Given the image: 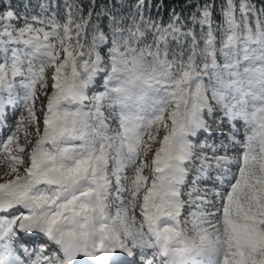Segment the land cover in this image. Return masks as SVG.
I'll return each mask as SVG.
<instances>
[{
  "label": "snow or ice",
  "instance_id": "snow-or-ice-1",
  "mask_svg": "<svg viewBox=\"0 0 264 264\" xmlns=\"http://www.w3.org/2000/svg\"><path fill=\"white\" fill-rule=\"evenodd\" d=\"M143 3L108 33L77 5L47 26L0 13V117L21 102L27 113L0 145V264H264V7L239 0L237 14L226 0L218 38L205 5L192 17L208 26L201 47L175 14L166 26L144 18ZM210 100L245 121L243 142L227 137L238 156L194 151ZM189 167L198 175L184 193ZM209 170L220 183L200 187Z\"/></svg>",
  "mask_w": 264,
  "mask_h": 264
},
{
  "label": "trees",
  "instance_id": "trees-1",
  "mask_svg": "<svg viewBox=\"0 0 264 264\" xmlns=\"http://www.w3.org/2000/svg\"><path fill=\"white\" fill-rule=\"evenodd\" d=\"M138 2L139 0H0V12L13 10L19 17L18 23L21 26L25 18L30 21L32 17L44 21V26H47L51 18L63 23L67 18L69 6L77 5L81 10L80 15L88 19L91 25H98L102 31L108 33L113 18L123 21L124 24L130 22V17L137 13ZM250 2L257 9L264 7V0H250ZM234 3L237 6L239 0H234ZM205 5L210 6L212 27L217 29L216 35L219 38V25L223 23L226 0H144L141 11L144 18L151 17L164 26L175 14L178 22L195 34L202 47V34L207 32L208 26H201L198 22L193 23L192 17L195 15L199 18L200 11ZM88 32L90 39L91 27L88 28ZM182 40H184L183 50L186 51L191 44V39L183 38ZM170 50L179 53L182 48L175 40H171Z\"/></svg>",
  "mask_w": 264,
  "mask_h": 264
},
{
  "label": "rangeland",
  "instance_id": "rangeland-1",
  "mask_svg": "<svg viewBox=\"0 0 264 264\" xmlns=\"http://www.w3.org/2000/svg\"><path fill=\"white\" fill-rule=\"evenodd\" d=\"M238 7H239V3L237 5V14H238ZM202 9H201V11H202ZM5 11H7V10H5ZM5 11H2L0 13H3ZM200 14H201V12H200ZM11 23H13L16 27L21 26V25H19L18 21H11ZM178 25L181 26L182 32L190 31L181 22L180 23L178 22ZM204 26H207V25H204ZM0 30H2V29H0ZM188 38L191 39V37H188ZM181 39H183V38H181ZM104 51H106V49H104ZM9 55H10V53H9ZM2 56H3V51L0 50V57H2ZM103 90H104L103 89V76H100L97 78L96 82L90 88L88 95L91 96L94 93L101 92ZM37 93L39 95V87H37ZM4 94L7 95L6 93H4ZM23 94H24L23 89H19V88L14 89L13 98L19 100L23 96ZM209 95H211V94L209 93ZM41 100H43V97H41ZM247 101H248L247 106L249 108H251V105H252L251 97H248ZM226 102L231 103L232 101L229 100ZM210 103H213V105H214L212 115H208V113H206L208 115L207 120H209V122H210V123H208V125L210 126V131L205 132L203 130H200L199 133L196 136H194V138L189 137V139L192 141V143L196 146L194 151H197L196 152V153H198L197 155H200L203 153V154H206L209 156H211L213 154L221 155V156L227 155L229 157L238 156L239 155L238 149L240 146L237 145L238 146V148H237V146L232 144L231 141H229L227 139V137H228L229 133L231 132L232 134H234L236 136L237 140L243 142L244 135L238 134L240 129L242 128V125L234 124L233 121L229 122V120L226 117H224V115H223L222 107L219 104H217L216 101L210 100ZM37 107L39 108L40 105L37 104ZM5 115H6V119L3 117H0V145H2V143L7 139V137L13 131L16 130V121L19 120L22 116H26L27 113L24 111V105L21 102L18 104L7 105L5 108ZM105 115L108 116L107 111H105ZM205 115H204V119H206V117H207ZM213 120H214V122H213ZM241 120H243V119H241ZM109 121L111 123V126L115 127V123L111 121V117H109ZM233 124L235 125L234 130L232 128ZM243 127L245 128V123H244ZM29 131H32V128L30 126H29ZM242 131H244V129H242ZM221 132H223V135H221ZM32 139L34 141V137H32ZM19 142L21 144L25 143L23 132H21V134H20V141ZM201 143H206L208 145H211L212 147L217 149L216 152L213 153L212 147L201 148L200 147ZM29 147H30V145H29ZM0 159H3V157H0ZM149 159H150V157H149ZM193 163H195V165L197 167L199 166L198 160L194 161ZM212 163H214V161ZM229 167H231V166H229ZM232 169H233V171L236 170L235 168H232ZM22 170H23V168L21 167V171ZM7 171H8V168H7L6 164L4 166L0 167V177H2V179H0V182H3L4 179L10 178V177L5 175V173ZM146 171H147V169H146ZM211 171L209 172L210 177L208 176L209 177L208 181L204 180L205 177H201L200 187L212 188L215 185L220 183L218 180H216V175H217L216 171L214 173H211ZM128 174L131 175V170H129ZM196 175H198V173L194 169L189 167V174L186 177V186L182 188V191L184 193H186L188 191V188H190L192 186V178ZM184 198L186 199L187 197L185 196ZM109 203L111 204L112 201L110 200ZM137 212H138V210H137Z\"/></svg>",
  "mask_w": 264,
  "mask_h": 264
},
{
  "label": "bare ground",
  "instance_id": "bare-ground-1",
  "mask_svg": "<svg viewBox=\"0 0 264 264\" xmlns=\"http://www.w3.org/2000/svg\"><path fill=\"white\" fill-rule=\"evenodd\" d=\"M212 104V106H214L213 105V103H211ZM206 114V112L204 113V115ZM205 116H207L206 117V119H205V121L207 122V124L208 123H210L209 122V120H207V118H208V115L206 114ZM239 125H242V126H244V124H242L243 122L241 121V119H236L235 120ZM213 122H214V120H213ZM214 127V126H213ZM242 129H244V131H240L239 132V135H244V133H245V128L243 127ZM199 131L200 130H198L197 131V134L199 133ZM217 131V130H216ZM235 146H237V145H235ZM237 148H238V146H237ZM232 149V148H231ZM236 150V149H235ZM232 168H235L234 166H231ZM215 171L214 170H212L211 171V173H214ZM17 211L18 210H15V211H11L10 213H8V215H10V216H15L16 214H17ZM42 239H44V237H42V236H28V237H26V240H28L29 241V243L31 244V246L33 247V244L35 243V242H37V241H40V240H42Z\"/></svg>",
  "mask_w": 264,
  "mask_h": 264
}]
</instances>
